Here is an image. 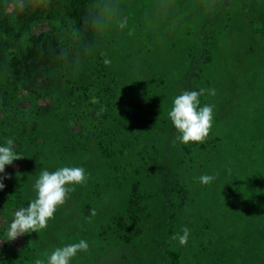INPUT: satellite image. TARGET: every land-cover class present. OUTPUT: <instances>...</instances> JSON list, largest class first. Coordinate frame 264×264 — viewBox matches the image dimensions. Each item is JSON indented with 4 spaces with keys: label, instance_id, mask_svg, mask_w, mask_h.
Instances as JSON below:
<instances>
[{
    "label": "rangeland",
    "instance_id": "1",
    "mask_svg": "<svg viewBox=\"0 0 264 264\" xmlns=\"http://www.w3.org/2000/svg\"><path fill=\"white\" fill-rule=\"evenodd\" d=\"M28 2L0 0V146L23 157L5 166L0 264L82 239L71 264H264V0ZM201 89L212 128L181 143L169 112ZM62 167L86 183L6 241L41 171Z\"/></svg>",
    "mask_w": 264,
    "mask_h": 264
},
{
    "label": "clouds",
    "instance_id": "2",
    "mask_svg": "<svg viewBox=\"0 0 264 264\" xmlns=\"http://www.w3.org/2000/svg\"><path fill=\"white\" fill-rule=\"evenodd\" d=\"M127 21L121 24L125 27ZM105 63H109L105 60ZM204 89L197 91H184L174 99V106L169 112V117L175 129L181 134L177 139L184 144L203 143L209 136L213 122V107L205 105L200 107L199 97ZM215 95L214 90H209ZM20 155L13 151V140L8 139L6 146H0V173H5V166L12 165L13 161L21 159ZM11 177L5 173L0 176V190L5 187L4 179ZM88 176L85 169L81 167H62L54 172L41 171L39 178L34 184L35 198L26 208H20L14 212V219L7 231V240L14 241L18 237L31 232H39L45 229L48 221L54 217L58 207L63 205L68 193L73 189L70 185H83ZM215 179L211 175H202L199 180L202 184H210ZM189 236V229H183V235L178 237L181 245H186ZM177 239V237H173ZM87 241L80 240L78 243L69 244L63 248H57L47 258V264H71L73 257L80 251H87ZM35 264H45L44 260L37 259Z\"/></svg>",
    "mask_w": 264,
    "mask_h": 264
},
{
    "label": "trees",
    "instance_id": "3",
    "mask_svg": "<svg viewBox=\"0 0 264 264\" xmlns=\"http://www.w3.org/2000/svg\"><path fill=\"white\" fill-rule=\"evenodd\" d=\"M39 1H40V0H29V2H28V6H29V7L36 6V5L39 4ZM42 1H43V0H42ZM0 24H2V23L0 22Z\"/></svg>",
    "mask_w": 264,
    "mask_h": 264
}]
</instances>
